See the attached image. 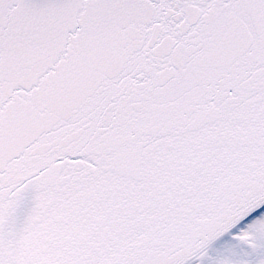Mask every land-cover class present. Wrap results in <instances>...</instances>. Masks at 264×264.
Returning <instances> with one entry per match:
<instances>
[{
	"label": "snow or ice",
	"instance_id": "6c2138e0",
	"mask_svg": "<svg viewBox=\"0 0 264 264\" xmlns=\"http://www.w3.org/2000/svg\"><path fill=\"white\" fill-rule=\"evenodd\" d=\"M0 264H264V0H0Z\"/></svg>",
	"mask_w": 264,
	"mask_h": 264
}]
</instances>
